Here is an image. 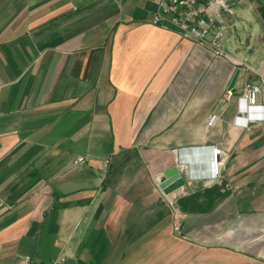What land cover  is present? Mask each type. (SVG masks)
I'll return each instance as SVG.
<instances>
[{"label":"crops","instance_id":"obj_1","mask_svg":"<svg viewBox=\"0 0 264 264\" xmlns=\"http://www.w3.org/2000/svg\"><path fill=\"white\" fill-rule=\"evenodd\" d=\"M159 1L0 0V264H264V7L231 0L217 58Z\"/></svg>","mask_w":264,"mask_h":264},{"label":"built area","instance_id":"obj_2","mask_svg":"<svg viewBox=\"0 0 264 264\" xmlns=\"http://www.w3.org/2000/svg\"><path fill=\"white\" fill-rule=\"evenodd\" d=\"M232 14L231 0H160L151 17V23L163 29L175 31L179 36L195 45L207 48L217 58H226V36L228 19ZM246 71L251 70L244 65ZM261 86L252 81H245L238 97V108L235 122L247 126L252 118L251 109L256 108L257 114L253 117L263 118L260 112L259 94ZM232 89H227L223 95L230 100ZM219 119L213 114L209 125H214ZM83 156L77 157L75 163H83ZM64 259L58 257L40 264H62Z\"/></svg>","mask_w":264,"mask_h":264},{"label":"water","instance_id":"obj_3","mask_svg":"<svg viewBox=\"0 0 264 264\" xmlns=\"http://www.w3.org/2000/svg\"><path fill=\"white\" fill-rule=\"evenodd\" d=\"M261 4L264 7V0H260ZM239 73V69H237L228 85V89H232L234 87V83L236 77ZM184 185V178L179 171L177 166H172L164 171V179L159 183V188L165 193L169 194Z\"/></svg>","mask_w":264,"mask_h":264},{"label":"bare ground","instance_id":"obj_4","mask_svg":"<svg viewBox=\"0 0 264 264\" xmlns=\"http://www.w3.org/2000/svg\"><path fill=\"white\" fill-rule=\"evenodd\" d=\"M192 176H194V175H192Z\"/></svg>","mask_w":264,"mask_h":264}]
</instances>
